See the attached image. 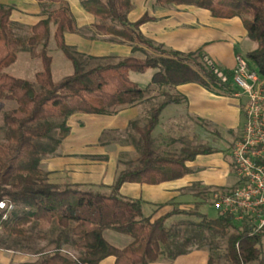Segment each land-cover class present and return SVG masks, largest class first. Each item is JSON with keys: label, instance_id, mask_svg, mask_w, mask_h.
<instances>
[{"label": "trees", "instance_id": "trees-1", "mask_svg": "<svg viewBox=\"0 0 264 264\" xmlns=\"http://www.w3.org/2000/svg\"><path fill=\"white\" fill-rule=\"evenodd\" d=\"M35 1L44 7L45 0ZM70 1L48 0L55 10H42L43 17L30 28L13 21L14 6L0 3V102L16 103V109L5 114L0 128L5 138L0 143V202L14 206L7 221L0 219V233L15 240V252L34 257L25 264H101L111 257L115 264H153L160 259L173 262L193 249L208 252V264H214L219 239L225 241L229 264H264V229L257 230L247 218L236 225L231 215L210 219L198 212V205L193 210L175 205L168 214L154 220L153 216H145L143 200L120 193L125 184L157 186L180 180L196 172L187 163L198 156L220 153L203 145H186L179 154H159L152 134L167 107L188 103L177 91L181 86L194 84L213 95L235 98L238 90L233 82L234 71L214 63L203 49L186 54L146 38L142 26L156 19L145 13L138 21L130 22L132 0L80 1L84 11L95 19L93 28L99 37L117 45H132V52L149 50L153 54L145 58L132 54L95 59L80 53L66 42L67 34H79ZM155 1L162 8L194 7L210 12L215 19L241 20L248 39L257 45L244 58L250 70L264 77V0ZM28 29L27 38L19 36ZM51 40L74 69L70 77L58 83L53 80V60L48 55ZM37 48L40 52L36 57L43 68L36 74L35 83L5 73L17 62L18 53ZM95 61L97 64L90 65ZM148 70L156 73L146 89L131 81V73L144 74ZM155 93L162 101L151 106L144 126L137 121L128 126L138 136L134 147L139 156L127 164L128 169L117 173L112 186L100 191L49 181L41 164L70 135V118L115 117L129 108L156 101L152 98ZM53 130L56 135H52ZM39 141L46 142L40 145ZM233 168L230 165L231 172ZM219 191L225 196L233 194L230 188ZM174 216L191 220L166 227L167 220ZM41 225L50 227L49 251L36 246L34 233ZM106 231L127 236L132 243L124 249L115 248L104 239Z\"/></svg>", "mask_w": 264, "mask_h": 264}, {"label": "crops", "instance_id": "crops-1", "mask_svg": "<svg viewBox=\"0 0 264 264\" xmlns=\"http://www.w3.org/2000/svg\"><path fill=\"white\" fill-rule=\"evenodd\" d=\"M16 1L30 5L32 8L31 12H29L30 10L14 5L16 13L22 12L37 18L38 20L36 23L40 20L39 15L41 12L38 3L34 5L33 2H31L32 0ZM157 8L169 10L171 13L167 15H157L146 12L150 17L155 18L156 21L142 26L141 31L146 38L157 44L163 45L168 50L188 54L203 49L214 63L234 71L237 65L236 58L238 57L236 53L245 57L247 53L257 49V45L248 39L247 32L239 19H215L211 16L210 12L194 7L173 6L162 8L157 6ZM85 15L86 14H83L81 17L87 19L88 15ZM89 16L92 17L91 15ZM21 18V21H18V23L28 25L26 24V18L23 16H21ZM137 20L138 19H136V21ZM246 42L249 44L251 43V45L254 44L255 47L251 46V48L243 54L240 45ZM74 45L75 44H73V46ZM77 46L82 49L81 44ZM177 91L187 98L188 103L167 107L166 109H170L168 114H164L166 109L162 112L158 125L152 134L154 140L162 139L165 140V142L168 140L169 142L173 141L175 137L174 130L181 125L180 122L174 120L177 114H181V116L184 115L191 124L193 122V130L200 131L201 129L209 127L220 134L223 132H236L242 127L243 115L241 101L237 97H219L194 84L181 86ZM73 117L79 116L75 115ZM135 117L136 115L133 108L124 110L115 117H108V120H111L113 125H110L107 130L126 129L129 123L134 121ZM103 128L104 127L101 128L102 131H106V127ZM74 142L72 128L70 135L63 141L60 147V155L52 157L49 162L47 173L50 174V182L56 185L112 186L119 172L120 156L131 152L130 148H126L129 146H119L121 149H118L119 152L115 157L106 153L111 147L110 144L101 147V150L104 149L101 155L106 157L104 161L110 160L104 164L99 161L92 162L83 159L90 157V155L83 154L81 151L82 148L74 149ZM73 149L75 151L70 152ZM187 167L196 170V172L180 180L163 183L157 186L125 184L121 188L120 193L123 197L129 199L143 200L146 203L144 207L145 216H153L155 220L168 214L175 205L184 210L185 207L182 206L181 203L188 204L190 202H185L183 200L182 193L189 191V189L194 186L221 190L225 189L228 185L231 172L230 164L226 161L222 151L208 156H198L194 162L187 163ZM187 197L189 196H186V198ZM183 220L191 219L183 216H174L167 220L166 227L169 228ZM104 239L110 245L118 249H124L132 243L131 238L113 231H106L104 233ZM33 260L34 257L30 255L17 252H9V254H7L0 251V264H25ZM208 263V252L194 249L189 254L181 256L173 262L160 259L153 264ZM101 264H115V259L112 257L108 258Z\"/></svg>", "mask_w": 264, "mask_h": 264}, {"label": "rangeland", "instance_id": "rangeland-1", "mask_svg": "<svg viewBox=\"0 0 264 264\" xmlns=\"http://www.w3.org/2000/svg\"><path fill=\"white\" fill-rule=\"evenodd\" d=\"M33 4H37L35 0H32ZM45 5L42 8L40 5V15L39 17H43L42 10L45 9L46 13H51L55 10V8L51 7L48 4V0H45ZM0 3L5 5L18 6L20 8L30 10L31 6L23 4L21 2H17L16 0H0ZM134 9L130 14L129 20L131 22H135L136 19L139 18L146 12L151 14H170L171 11L164 10L161 8H157L155 0H133ZM71 8L73 10V14L77 19V25L79 29V34H68L67 35V44L71 47H74L80 53L86 54L95 59H102L108 57L115 58H124L129 57L130 55H134L138 58H145L146 54L152 55L153 53L149 50L142 53V51H133L132 45H117L114 43H110L107 39H103L97 35V32L93 28V24L95 23V19L89 16L84 9L82 8L80 0H72L70 1ZM178 13V12H177ZM83 14L88 15L87 19L82 18ZM85 15V16H86ZM21 16L26 18V24L24 25L27 28H30L32 24L36 23L38 20L28 14L25 13H16L14 14L13 21L18 22L21 21ZM84 16V17H85ZM137 20V21H138ZM55 30V27H52V31ZM20 37L23 39L27 38L30 35L29 29L25 30L23 33H19ZM96 38V40H93ZM75 44L73 46V44ZM78 44L82 45V49L78 48ZM254 46L248 42L240 45V49L242 53H246V51ZM141 48V47H137ZM83 50V51H82ZM40 52V48H37L34 52H30L28 50H22L18 53L17 62L11 66L9 69L5 71L6 74L22 80H27L32 83H35V76L37 73L42 71V62L41 59L37 58V54ZM48 55L52 58V75L54 82L58 83L62 80L70 77L74 73V69L72 63L64 56V54L56 48V45L53 40L50 41L48 47ZM243 57V56H242ZM98 61L91 62L90 65L97 64ZM156 73L155 70H148L144 74L131 73L130 78L131 81L136 83L140 88L146 89L152 82V78ZM152 98H155L156 101H152L149 105L146 103H142L133 107L136 117L134 121H137L141 126H144L146 119L148 117V112L150 111L151 106L157 104L162 101L159 93H155ZM241 101V109L243 115V124L242 127L232 133H218L212 128L206 127L205 129L193 130V122L192 124L187 121L184 115L181 114L175 115L174 120L176 122H180L181 125L178 126L176 130H174V139L172 142H169L162 139L155 140V148L157 153L166 154V153H177L186 145H194V146H206L211 147L213 149H217L222 151V154L225 155L226 161L230 164H234L233 153L237 144L244 141L246 138V110H245V98H238ZM16 109L15 102H0V128L4 126V116L7 112ZM170 109H166L164 114H168ZM79 117H72L68 121V126L73 128V143L74 149H81L83 154H88L90 157L83 158L92 162H103L104 164L108 161H104L106 157L101 155L104 152V149H100L101 147H105L106 145H111L110 149L106 151L110 156H114L119 152L118 149H121L119 146H129L126 148H130L131 152L126 154H122L120 156V166L119 171H123L128 169L127 164L134 160L139 156V152L134 147V141L138 139L135 131L127 127L122 130H107L110 125H113L111 120H108V117H100V116H92V115H78ZM163 117V116H162ZM122 118V117H121ZM57 121V120H54ZM187 123V124H186ZM102 127H106V131H102ZM103 128V129H104ZM194 131V132H193ZM56 131L53 130L52 135L55 134ZM211 133V134H210ZM5 141L4 134L0 135V143ZM46 141H39L38 143L42 145ZM73 148V147H72ZM70 152H74L75 150ZM125 149V148H122ZM79 152V151H78ZM60 155V148L56 151L54 155H47L43 158L41 168L44 172H48V165L52 157ZM94 155V156H93ZM108 155V156H109ZM108 159V158H107ZM234 167V165H233ZM49 174V173H48ZM50 176V174H49ZM50 181V180H49ZM238 179L236 178L235 168L230 172V176L228 179V185L226 188H230L233 190L232 193L238 188ZM85 189L91 188L94 190L105 191L102 186H84ZM201 186H194L189 189L187 192H183L182 198L186 202L190 203H181L182 206L185 207L184 210H193L195 206L198 205V212L206 215L210 219H216L219 217L218 211L214 208V203L216 200V196L224 195L225 192H221L219 190L210 189L208 193H206ZM200 195V196H199ZM186 196H189L186 198ZM249 220V224L253 226L255 223V219L251 216L246 217ZM184 219V218H182ZM186 219V218H185ZM193 221L198 222L196 218H192ZM236 225H240V222H235ZM42 235L47 236V239H40ZM50 227L46 225H41V227L34 233V237L36 240V246L41 248L42 250H51L49 246L50 240ZM219 247L216 251L214 264H229L226 259V245L223 239L218 240ZM18 249L15 245V240L7 237L5 234L0 233V251L9 254V252H15L14 250ZM262 249L264 250V241ZM194 250V249H193ZM72 255H75L74 252L70 251ZM16 253V252H15ZM218 254V256H217Z\"/></svg>", "mask_w": 264, "mask_h": 264}, {"label": "built area", "instance_id": "built-area-1", "mask_svg": "<svg viewBox=\"0 0 264 264\" xmlns=\"http://www.w3.org/2000/svg\"><path fill=\"white\" fill-rule=\"evenodd\" d=\"M235 97L245 98L246 138L233 153L238 188L230 196H216L214 208L219 216L231 215L235 222L251 216L257 230L264 229V77L250 70L246 59L236 58ZM14 206L0 202V219L7 221ZM1 230V227H0Z\"/></svg>", "mask_w": 264, "mask_h": 264}]
</instances>
